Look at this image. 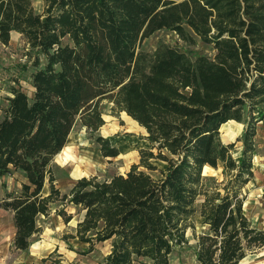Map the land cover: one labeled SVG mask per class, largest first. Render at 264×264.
Returning a JSON list of instances; mask_svg holds the SVG:
<instances>
[{"label":"trees","instance_id":"16d2710c","mask_svg":"<svg viewBox=\"0 0 264 264\" xmlns=\"http://www.w3.org/2000/svg\"><path fill=\"white\" fill-rule=\"evenodd\" d=\"M41 1L37 12L34 0H0V42L18 32L35 67L32 95L12 86L0 108V176L19 171L25 178L0 199L12 213L14 248L29 247L40 231L37 217L58 202L64 223L73 218L67 205L80 216L68 237L87 243V251L110 242L96 264H170L188 228L198 264H239L264 251V229L246 216L243 190L264 120V0ZM160 29L188 44L198 38L214 53L192 59L163 44L141 50ZM102 100L137 121L149 147L124 173L80 177L63 193L52 160L77 119L92 131L103 124ZM227 121L243 130L223 143ZM96 142L103 156L118 155L108 138ZM218 164L221 182L202 174ZM196 215L205 226L199 233Z\"/></svg>","mask_w":264,"mask_h":264},{"label":"rangeland","instance_id":"374dc122","mask_svg":"<svg viewBox=\"0 0 264 264\" xmlns=\"http://www.w3.org/2000/svg\"><path fill=\"white\" fill-rule=\"evenodd\" d=\"M33 6L37 12H40L42 1L34 0ZM160 44L177 47L192 59L197 55L211 57L214 53L210 45L201 42L198 38L194 44H188L173 31L166 29L157 30L145 38L139 48L143 51L153 52ZM27 50L24 40L16 31L11 33L8 44L0 42V108L7 104L6 98L10 95L12 86L20 88L28 96L32 95L31 74L35 71V67L28 61ZM40 60L43 64L44 59L40 57ZM99 110L103 124L97 130L92 131L77 119L63 151L55 155L52 160L51 167L55 185L63 193L68 192L76 179L80 177L93 175L104 177L115 173H124L132 164L138 162L139 150L149 147L148 141L144 138L145 129L124 111L115 109L112 102L102 100ZM258 127L260 130L264 129V125L259 124ZM242 130L243 123L227 121L220 128L221 141L223 143L235 141L241 135ZM97 136L108 138L110 145L117 148L118 155L115 157L103 156L99 144L96 142ZM240 146V142L235 143L234 156L240 150ZM65 154L74 157L76 166L73 170L66 167L67 163L63 158ZM153 162L158 168H163L165 165L162 161L155 160ZM221 168V164H218L217 168L205 166L202 174L207 178L213 177L217 182H221ZM154 175L158 176L159 173L155 171ZM22 181H25V178L19 171H12L10 174L0 176V199L8 192L18 191ZM249 184L247 196L251 195L250 192L257 186L256 183ZM48 190V183H45L43 193H47ZM256 199H263V196H257ZM254 200L252 197V204L245 208L250 219L252 216L250 212H255L253 216L257 215L254 206H252ZM60 207L58 202L54 203L51 205L49 215L37 217L40 231L30 238V245L26 250L14 248L12 239L15 229L12 213L0 208V264H96L100 261L108 252L110 242L97 243L92 251H87V243L68 237L73 233L74 226L80 217L79 214L76 213L74 207L67 205L65 209L73 214V218L68 223H64L62 218L55 213V210ZM253 220L256 221V216L253 217ZM194 226L196 233L205 229L202 219L198 215L194 218ZM186 239L185 245L176 247L171 253L170 264H198L194 253L195 239L191 228L186 231ZM239 264H264V251L249 252Z\"/></svg>","mask_w":264,"mask_h":264},{"label":"crops","instance_id":"0c3cea01","mask_svg":"<svg viewBox=\"0 0 264 264\" xmlns=\"http://www.w3.org/2000/svg\"><path fill=\"white\" fill-rule=\"evenodd\" d=\"M259 124L264 125V120L260 121L257 124L256 134L254 136L256 151L252 159L253 178L244 186L243 190L248 192L249 183L257 184L256 188L250 192L253 199H255L254 205L252 206H254V211H256V214H257V215H254L256 216V221L253 220V217H254L253 213L255 212H250L252 215L250 219L247 216L248 212H246V209H245L246 206L250 207L249 205L252 204L251 195L246 197L247 201L244 202V209H245V214L248 217V219L251 221V223L258 228L264 229V227H262L264 225V129L260 130V127H258ZM257 196H260V197L263 196V199H256Z\"/></svg>","mask_w":264,"mask_h":264},{"label":"bare ground","instance_id":"6f19581e","mask_svg":"<svg viewBox=\"0 0 264 264\" xmlns=\"http://www.w3.org/2000/svg\"><path fill=\"white\" fill-rule=\"evenodd\" d=\"M79 146V145H78ZM63 151V150H62ZM61 151V152H62ZM71 151V150H70ZM60 152V153H61ZM75 153V152H74ZM66 161V167L70 170H73V168L76 166V163H75V160H74V157L73 156H70V155H67L65 154L64 157H63ZM73 158V159H72ZM74 161V162H73Z\"/></svg>","mask_w":264,"mask_h":264},{"label":"water","instance_id":"95a60500","mask_svg":"<svg viewBox=\"0 0 264 264\" xmlns=\"http://www.w3.org/2000/svg\"><path fill=\"white\" fill-rule=\"evenodd\" d=\"M137 122V121H136ZM138 124V123H137ZM234 142V141H233Z\"/></svg>","mask_w":264,"mask_h":264}]
</instances>
